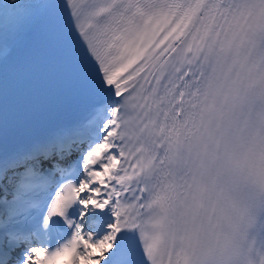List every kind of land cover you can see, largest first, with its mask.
Returning <instances> with one entry per match:
<instances>
[{
	"label": "snow or ice",
	"instance_id": "snow-or-ice-1",
	"mask_svg": "<svg viewBox=\"0 0 264 264\" xmlns=\"http://www.w3.org/2000/svg\"><path fill=\"white\" fill-rule=\"evenodd\" d=\"M0 264H264V0H0Z\"/></svg>",
	"mask_w": 264,
	"mask_h": 264
}]
</instances>
